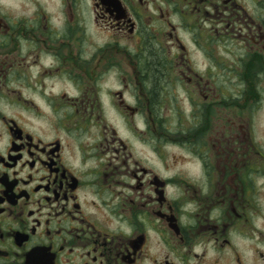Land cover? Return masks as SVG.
I'll return each instance as SVG.
<instances>
[{
	"label": "flooded vegetation",
	"instance_id": "flooded-vegetation-1",
	"mask_svg": "<svg viewBox=\"0 0 264 264\" xmlns=\"http://www.w3.org/2000/svg\"><path fill=\"white\" fill-rule=\"evenodd\" d=\"M0 264H264V0H0Z\"/></svg>",
	"mask_w": 264,
	"mask_h": 264
},
{
	"label": "rangeland",
	"instance_id": "rangeland-1",
	"mask_svg": "<svg viewBox=\"0 0 264 264\" xmlns=\"http://www.w3.org/2000/svg\"><path fill=\"white\" fill-rule=\"evenodd\" d=\"M98 41L101 42L102 38ZM116 89H117V82H116ZM164 102H166V105L169 106L170 108V106L173 107L175 105L176 99H166ZM116 113H117L116 117H118L119 115L117 110ZM160 116L163 118L164 122L166 120L168 124V128H170V131H173V134L169 135V140L176 142L177 141L176 113L166 112V113H162ZM127 121L129 122L130 125H133L134 123L133 120L132 122H130L128 117H127ZM116 136L127 146L126 154H122L120 152L118 158L116 159V180L120 178L122 171L129 172L133 167V163H130V155L128 153L129 150H130V154L132 155L131 157L132 161L135 159L136 161H139L140 164L145 165L151 168L152 170L162 171L163 173H165V175L170 176V179H176L177 175H179L180 171L182 170L180 165L181 161L183 163L184 161L186 162V164H184L183 166V169H193L192 165L187 164V158L180 159L181 156L179 150L175 145H170L167 147V149H165L164 157L161 162L157 161L153 155L150 157L148 152L143 150L142 147L138 144L139 141L138 136H136L135 134L133 136L132 133L130 134L129 132H127L125 130V127L121 125V121L117 119H116ZM141 137H143V134L141 135ZM125 163H129V165L126 167L123 166ZM171 189H169L170 196L175 194L174 189L173 190Z\"/></svg>",
	"mask_w": 264,
	"mask_h": 264
},
{
	"label": "trees",
	"instance_id": "trees-1",
	"mask_svg": "<svg viewBox=\"0 0 264 264\" xmlns=\"http://www.w3.org/2000/svg\"><path fill=\"white\" fill-rule=\"evenodd\" d=\"M154 68H156V67H154ZM154 68H153V69H154ZM153 72H154V71H153ZM154 73H155V72H154Z\"/></svg>",
	"mask_w": 264,
	"mask_h": 264
}]
</instances>
